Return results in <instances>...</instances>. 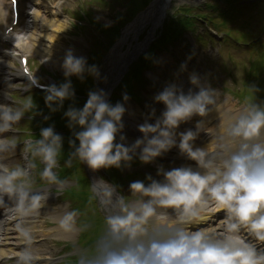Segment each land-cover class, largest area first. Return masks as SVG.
<instances>
[{
    "label": "clouds",
    "instance_id": "1",
    "mask_svg": "<svg viewBox=\"0 0 264 264\" xmlns=\"http://www.w3.org/2000/svg\"><path fill=\"white\" fill-rule=\"evenodd\" d=\"M10 3L14 7V0H0V25L7 23ZM60 68L63 82L47 85L35 72L16 70L27 82L8 83L3 93L10 102L0 103V264H264V101L257 100L255 85H244L247 98L226 107L222 90L192 72L187 92L170 83L153 97L163 111L157 117L149 107L140 136L129 144L123 134L128 95L113 104L105 90L92 89L78 108L72 77L100 79V71L71 48ZM34 87L44 92L48 115L33 99ZM66 101V155L54 124L21 139L25 118L47 122ZM194 117V129L178 131ZM201 133L208 142L197 146ZM173 148L192 163L158 165L155 178L134 180L126 192L102 176L87 184L100 226L81 219L77 209L48 205L78 183L62 176V167L124 170L137 159L152 164Z\"/></svg>",
    "mask_w": 264,
    "mask_h": 264
},
{
    "label": "bare ground",
    "instance_id": "2",
    "mask_svg": "<svg viewBox=\"0 0 264 264\" xmlns=\"http://www.w3.org/2000/svg\"><path fill=\"white\" fill-rule=\"evenodd\" d=\"M68 3L69 2L67 0H63V5H68ZM60 5L61 4H53V0L42 1L41 6L37 8V10H35L32 15L33 25L31 29L27 32L23 39L14 43L17 47L16 49L18 52H32L34 54H39V52H42L43 55L44 52L48 51L47 44H53V41L55 39H57L56 41L59 40V36H57V34H53L48 29L59 33L65 27L66 21L64 18H61L62 16L57 11ZM147 21L151 22L153 24L152 28H154L159 23V18L155 17L152 19H147ZM122 43L123 41H121V43L117 46V49H113L111 55H109L110 60H112L113 62L111 72H120L126 64L121 60L125 57L126 54L120 55V53L118 52ZM138 46H141V44ZM12 61L13 58L9 57L6 52L1 51L0 49V71L4 72L6 70L4 67L10 66L12 64ZM4 75L5 77H7L6 73H4ZM164 156L168 159L171 158L172 160L177 159L180 162L187 161L184 157L179 154L178 149L176 148H173ZM173 167L178 166L174 165ZM214 215H216L218 218L220 217L218 213H214ZM11 246L14 245H9V247Z\"/></svg>",
    "mask_w": 264,
    "mask_h": 264
},
{
    "label": "rangeland",
    "instance_id": "3",
    "mask_svg": "<svg viewBox=\"0 0 264 264\" xmlns=\"http://www.w3.org/2000/svg\"><path fill=\"white\" fill-rule=\"evenodd\" d=\"M85 3L83 2V0H72L70 1V4H69V8H64V13L67 14L68 12L71 14L73 13L72 11H78V9L81 11V12H84L85 10ZM95 13H97V15L99 14L100 17H102V19L105 21L108 17L105 16L104 14L101 15L100 14V11H96ZM69 23L67 22L65 24V27L63 28V30L59 33V41L60 42V45L58 46V48H56V53H57V57H58V60L59 59H63V56H64V53L66 52V50H68L70 47H69V43H67L65 41V39H67V37L65 36H68V30L70 29L68 27ZM110 25V24H109ZM92 35L94 33V29L92 28ZM70 31V30H69ZM104 37H100L98 38L99 39V44L102 43V40H103ZM93 44V43H92ZM13 51V50H12ZM11 51V52H12ZM53 55V54H52Z\"/></svg>",
    "mask_w": 264,
    "mask_h": 264
},
{
    "label": "snow or ice",
    "instance_id": "4",
    "mask_svg": "<svg viewBox=\"0 0 264 264\" xmlns=\"http://www.w3.org/2000/svg\"><path fill=\"white\" fill-rule=\"evenodd\" d=\"M14 3H15V0H14Z\"/></svg>",
    "mask_w": 264,
    "mask_h": 264
}]
</instances>
